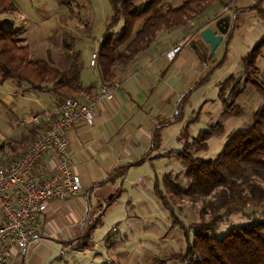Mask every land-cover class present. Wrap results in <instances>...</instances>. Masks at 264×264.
I'll return each instance as SVG.
<instances>
[{
  "label": "rangeland",
  "instance_id": "rangeland-1",
  "mask_svg": "<svg viewBox=\"0 0 264 264\" xmlns=\"http://www.w3.org/2000/svg\"><path fill=\"white\" fill-rule=\"evenodd\" d=\"M142 1L135 0V6H139ZM181 1L162 0L164 7L177 5ZM12 3L11 7L0 11V26L3 30L14 32L21 42L26 43L32 57L47 58L51 64L64 67L73 60L74 53L77 52L79 61L82 62V74L83 71L90 73L93 72V69L96 70L92 65V68L89 69L88 58L91 52L95 51L103 24L110 14L108 0H71L69 4L62 0H12ZM220 13L204 20L202 25L196 27L189 35V39L196 36L198 29L225 15H228L230 23L232 14L227 5ZM232 24H229L224 41ZM118 29V25L113 28L115 32ZM167 30L163 29L162 31L166 33L165 31L170 32L172 29ZM263 33L264 20L259 16L255 19L251 14H247L244 21L239 22L232 43L234 46L233 55L225 61L230 63L232 60V64L237 63L239 57ZM158 34L159 32L156 33V39L159 38L160 34ZM224 47L223 42V51ZM260 53L256 64L260 69L258 73L260 80L264 82V46ZM213 54L206 59L211 63L210 67L213 64V67L217 66L218 61L222 67L215 68L216 70L211 71L213 74L210 73L209 76L220 81L230 72L226 68L227 64L220 61L222 56L217 54L214 58ZM8 80L13 81L10 84L18 87V90L29 91L37 97L34 101H29L28 98H24V95L21 97L23 103L21 107L25 113L27 107L38 106V99L46 100V96L54 93L52 91L27 90L26 85L17 83L10 78ZM0 82L2 83V80ZM196 91L193 96L189 95L186 98L189 100V105L184 106L185 118L182 116L180 118L179 115L177 121L171 124V128L168 130L170 133L167 134V131L163 137L167 146H171L168 154L156 157L153 165L147 164L143 167L132 168L126 175V179L121 182L120 195L105 207L99 216L95 217L97 223L91 230L88 249H84L83 252L75 251L77 249L74 248V245L80 246L84 239H80L77 244L72 245L69 241H63L66 242L61 246L64 247L63 252L57 256L55 261H51L52 264H150V260L155 257L166 258V264H184L178 259L168 257L183 251L185 240L182 228L184 229L190 222L198 220L201 210L206 211V215H208L212 203L217 200V192L213 191L209 195L197 197L182 195L176 200H171V195L166 187V174L181 185H185L187 182L183 175L184 168L176 152L181 150L184 142H191L200 129L221 122L223 124L221 132L212 134L200 146L190 148L193 155L215 156L233 130L251 124L253 112L263 99L262 94L254 85L246 83L242 85V92L235 99V103L241 107V115L224 116L218 96H215L216 87L210 91L202 88ZM202 92H204L202 97H195ZM198 100L202 101L197 103ZM11 110V105H7L3 101L0 102V129L4 136H0L3 138L0 139V144L23 139L28 133L29 125H25V122L27 124L25 119L29 114L21 115L17 110L16 115H13ZM32 113H30L31 117L28 122L32 117L38 115L37 112H34L33 115ZM17 123L22 124L19 129L20 133L16 134L18 130L17 132L9 131V129H15ZM5 160L2 162L7 163L8 160ZM251 177L262 181L261 175L252 171H246L237 179L245 183L246 179H251ZM161 195H165L166 202L162 201ZM93 208L95 209L96 206ZM88 212L89 210L83 213L80 218L82 225H87L91 218L98 215L95 213L90 218ZM238 221L246 222L250 219L239 217L237 213H233L227 220L222 221L213 233L216 236H221L227 232L232 223ZM65 258H67V262L64 261ZM47 262L43 264H47Z\"/></svg>",
  "mask_w": 264,
  "mask_h": 264
},
{
  "label": "trees",
  "instance_id": "trees-1",
  "mask_svg": "<svg viewBox=\"0 0 264 264\" xmlns=\"http://www.w3.org/2000/svg\"><path fill=\"white\" fill-rule=\"evenodd\" d=\"M62 1L69 4L71 0ZM134 1L108 0L110 14L103 24L95 49L96 59L92 64L101 82L113 80L115 67L125 66L140 51L147 48L159 30L185 28L196 21L199 22L200 14L211 4L219 3L225 6L233 0H182L177 5L165 7L162 0H143L139 6H135ZM12 4V0H0V11L11 7ZM250 10L264 20L262 0H257L250 6L236 8L235 12ZM117 25L119 29L115 32L113 28ZM234 28L235 20L226 35L224 53ZM263 46L264 33L239 57V72L229 73L216 83L217 96L224 116L241 115V107L235 103V99L241 94L242 85L251 83L260 91L263 99L253 112L251 124L233 130L213 157L193 155L190 148L200 146L212 134L221 132L223 124L216 122L200 129L191 142H184L181 150L176 152L184 168L186 184L181 185L167 174L165 176L171 200H176L182 195L197 197L217 192V200L212 203L208 215L206 211L201 210L198 220L182 228L185 240L183 251L168 258L178 259L184 264H264V82L260 80V69L256 64ZM224 56L223 54L220 61H223ZM81 63L77 52L74 53L73 60L64 67L51 64L47 58L32 57L26 43L21 42L14 32L3 30L0 26L2 81L10 78L26 85L27 90L52 91L62 97L78 98L77 94L85 90ZM216 64L218 65L219 61ZM213 66L193 86L206 81ZM27 124L28 133L23 139L0 144V162L4 159L8 162L15 159L44 128L37 126L38 122L34 120ZM153 138L154 142L159 141L157 133H154ZM246 171L261 175L262 181L251 177L242 183L237 178ZM161 199L166 202L165 195H161ZM233 213L250 221L232 223L226 233L216 236L214 230ZM94 226L93 222L87 223L83 233L84 241L74 248H87ZM149 263L166 264V258L155 257Z\"/></svg>",
  "mask_w": 264,
  "mask_h": 264
},
{
  "label": "crops",
  "instance_id": "crops-1",
  "mask_svg": "<svg viewBox=\"0 0 264 264\" xmlns=\"http://www.w3.org/2000/svg\"><path fill=\"white\" fill-rule=\"evenodd\" d=\"M256 1L233 0L227 4L232 14L230 23L235 20L236 28L225 54L223 36L213 56L215 58L217 54L221 56L224 54L223 62L227 64L226 68L230 73L239 70L238 61L233 64L232 60L230 63L225 61L233 55L232 43L239 22L244 21L247 14H251L255 19L258 16L253 10L235 12L236 8L250 6ZM262 4L264 5V0ZM223 7L225 6L219 3L211 4L200 14L199 22L196 21L185 29H172L170 32L166 29V33L162 31L163 29L159 30V38H154L147 48L140 51L125 66L115 67V78L110 82H101L98 72L94 69L90 73L83 71L82 83L85 90L77 94L81 102H87L103 85H108L110 88L100 95L91 125L81 121L66 131L70 170L79 181L80 190L67 199L53 198L47 202L39 231L24 248L12 249L10 264H43L47 261V264H52L51 261H55L61 254V246L66 243L63 241H69L72 245L83 239L86 228V225H82L80 221L83 213L89 210L90 218L93 214H98L90 220V223L96 224L95 217L120 195L121 182L126 179L132 168L153 165L156 157L168 154L165 152L169 151L171 146H167L163 137L179 115L180 118L181 116L185 118L184 106L189 105V100L186 98L189 95L193 96L200 88L210 91L216 87L217 91L216 83L219 80L213 79L211 75L203 83L193 86L209 70L211 63L209 60L204 61L199 58L189 43V35L204 20L219 14ZM174 45H180V49L170 59L167 57V51ZM218 67L222 65L213 67L211 71H215ZM91 68L89 66V69ZM11 82L13 81L8 79L0 82V102L11 105L13 115H16L17 110L24 115L21 97L24 95L29 101H34L37 97L29 91L18 90V87L10 84ZM203 95L204 92L195 97L200 98ZM215 96H217L216 92ZM62 98L56 93L53 95L50 93L46 96V100L38 99L37 107H27L26 113L29 116L25 121L29 123L30 113L33 112L32 115L34 112L40 113ZM201 101L198 100L197 103ZM46 123L45 119L39 118L36 125L43 128ZM25 125L28 124L25 122ZM21 127L22 124L17 123L15 129L9 131L18 130L16 134H19ZM154 133L159 136L157 142L152 139ZM169 133L170 131L167 132ZM0 136L4 137L1 129ZM53 166V155L45 153L29 171V176L38 177ZM64 261L67 262V258Z\"/></svg>",
  "mask_w": 264,
  "mask_h": 264
},
{
  "label": "built area",
  "instance_id": "built-area-1",
  "mask_svg": "<svg viewBox=\"0 0 264 264\" xmlns=\"http://www.w3.org/2000/svg\"><path fill=\"white\" fill-rule=\"evenodd\" d=\"M179 49L180 45L171 47L168 58H173ZM95 59L94 51L91 65ZM109 88L101 86L85 103L70 96L53 102L31 119L38 122L43 118L47 122L37 138L11 162H0V264H10L12 249L24 248L37 234L50 199H67L80 190L70 170L66 131L81 121L91 125L96 103ZM45 153L53 155L54 166L38 177H30L29 171Z\"/></svg>",
  "mask_w": 264,
  "mask_h": 264
},
{
  "label": "water",
  "instance_id": "water-1",
  "mask_svg": "<svg viewBox=\"0 0 264 264\" xmlns=\"http://www.w3.org/2000/svg\"><path fill=\"white\" fill-rule=\"evenodd\" d=\"M228 27L229 17L225 15L197 30L196 36L191 38L189 43L200 59L205 61L208 56L214 53L226 34Z\"/></svg>",
  "mask_w": 264,
  "mask_h": 264
}]
</instances>
